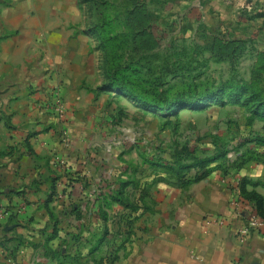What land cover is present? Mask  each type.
I'll list each match as a JSON object with an SVG mask.
<instances>
[{
    "label": "crops",
    "instance_id": "1",
    "mask_svg": "<svg viewBox=\"0 0 264 264\" xmlns=\"http://www.w3.org/2000/svg\"><path fill=\"white\" fill-rule=\"evenodd\" d=\"M219 1H211L214 7L204 0L189 4L193 13L202 8L207 30L206 21H216L220 31L218 22L233 19ZM249 5L262 6L264 0H248ZM84 26L78 0H0V264H11L9 257L16 264L51 261L46 253L59 239L47 241L56 222L47 203L63 236L76 231L81 239L93 235L98 242L103 222L97 194L118 187L119 177L145 186L143 167L131 165L124 138L115 140L119 151L113 152L112 166L90 149L92 139L99 141L103 103L97 95L98 55ZM110 146L104 150L110 152ZM238 177L216 171L186 187L156 182L144 189L148 209L139 211L127 241L122 235L115 263L264 264V224L240 232L255 212L250 204L235 203ZM80 178L90 184L84 186ZM141 190L127 186L136 199ZM256 190L264 194L262 186ZM74 202L81 204L80 220L68 212ZM217 216L223 223L214 220ZM113 222H104L110 232ZM86 247H79L82 256L93 246Z\"/></svg>",
    "mask_w": 264,
    "mask_h": 264
},
{
    "label": "rangeland",
    "instance_id": "2",
    "mask_svg": "<svg viewBox=\"0 0 264 264\" xmlns=\"http://www.w3.org/2000/svg\"><path fill=\"white\" fill-rule=\"evenodd\" d=\"M84 1L78 0V4L83 5L84 28H88L92 23L88 15L90 6ZM110 1L117 6L114 7L117 13L111 9L113 34L110 37L116 38L114 44H110L118 45V53L125 60L142 57L146 68L154 69L156 75H165L171 83L195 79L196 82L212 83L213 90L224 88L230 82L246 83L264 91V16L257 15L264 12V5L251 7L248 6V0H220L218 6L233 19L227 18L226 23L218 22L223 29L217 31L216 21H206L210 26L208 30L205 28L206 19L203 17L206 14L202 13L201 7L195 9L194 13L189 10V4L200 0ZM204 1L206 5L211 3L214 7V0ZM209 16L212 19L215 17L213 14ZM194 18L203 21V24L193 23ZM91 38L98 55L100 87L105 83L103 64L111 48L106 49L108 45L102 38ZM97 95L103 103L98 113L99 141L92 139L90 149L96 151L99 157H105L106 164L112 166L115 158L113 152L119 151L114 150L117 144L115 140L117 137L124 138L130 148L128 159L133 160V167H143L141 176L144 181H175L178 171L175 164L177 151L189 150L195 157L203 158L214 155L218 149H225L228 157L234 158L245 137L250 140L264 135V118L254 115L252 106L232 103L228 98L223 99L225 104L216 98L204 102L206 106L203 108L184 107L171 113L168 112L169 108L155 112L116 91L99 90ZM107 145H111L112 152L104 150ZM245 147L260 148L255 140L247 142ZM142 155L149 159L147 163H143ZM195 161L196 158L182 160L183 163L192 164ZM216 163L227 168L231 166L223 158L211 165ZM199 171L196 166L183 171L182 176L193 178ZM241 172L239 176L264 180V164L252 161ZM111 226L114 233L122 231L120 221L113 222ZM65 237L68 242L58 240V245L71 251H79L84 245H87L84 250L87 251L90 245L97 243L93 241V235L78 243L70 235ZM120 240L121 235L118 238ZM51 245H48L49 248ZM98 258L99 254L83 252V256L76 260L57 256L51 261L46 260L45 264H97L95 259Z\"/></svg>",
    "mask_w": 264,
    "mask_h": 264
},
{
    "label": "trees",
    "instance_id": "3",
    "mask_svg": "<svg viewBox=\"0 0 264 264\" xmlns=\"http://www.w3.org/2000/svg\"><path fill=\"white\" fill-rule=\"evenodd\" d=\"M85 4H89V18L92 23L88 28H84L83 32L91 37H99L105 41L111 52L105 57L102 74L105 83L98 87V91H116L120 95L128 96L133 100L137 101L138 104L143 107H148L152 110L159 111L169 108L168 112H178L184 107L188 108H203L206 106L204 102L213 101L216 98H220V102L225 104L224 98L232 103H242L243 105L252 106V112L256 116L264 118V91L261 88L251 87L250 85L243 83H228L224 88H217L213 90L212 83L207 81L196 82L195 79H191L190 82L177 83L167 80L165 75H156L154 69L146 68L142 63V57L137 59L125 60L124 57L118 53V45L114 44L115 38L110 37L113 33L111 31L112 19L111 9L117 7L114 2L110 0H86ZM90 2L91 5H90ZM81 4V3H80ZM83 5H80L83 10ZM114 13H117V9H114ZM113 44H110V43ZM255 140L260 148L245 147L247 142ZM245 147L244 150L241 148ZM264 135H259L250 140L245 137L240 148L236 150V156L234 158L228 157V151L225 149H218L217 153L211 156L203 158L195 157L192 151L186 150L185 152H176V166H178L177 176L175 181L168 182L169 184L186 187L189 184L206 178L213 172H220L225 177L235 176L241 172V170L250 162L254 161L257 163L264 164ZM143 163H147L149 160L147 157L142 155ZM192 158L196 163H183L182 160ZM224 159L225 162L231 163V166L223 167L219 163L211 165L217 162L218 159ZM198 166L199 172L193 178H187L182 176V172L185 170H191ZM230 168V169H229ZM74 180V179H70ZM80 181H84V186L90 183L80 178ZM158 182L157 179L151 181H145V186L141 187L138 181L133 180H122L121 177L117 179L115 183L119 186L112 188L109 191H101L97 194L96 203L98 208V215L102 219V235L98 237V242L94 245L88 254L94 255L99 254V258L95 259L97 264H103L104 261L108 260L110 264H116L119 255L118 252L123 246L124 242L130 238V234L134 223L140 217L139 211L142 209L146 210L148 207L145 205L143 197L145 196L146 190L149 186ZM132 184V187L142 188L141 196L136 199L134 194L127 191V186ZM69 185V184H68ZM262 186L264 188L263 180H252L246 176H239L237 183L233 187L238 192V198L244 203L250 204L259 218L264 220V194L258 192L256 187ZM67 191V187L64 189ZM51 201L49 197L47 202ZM116 204L120 207L115 209ZM47 209L50 213L51 219L55 220L52 234L47 238V241H53L59 239L60 241L68 242L65 235H71V239L75 242L81 240L79 232L72 231L66 232L63 236L58 228V218L54 212L48 206ZM111 211V213H110ZM70 214L75 216V219L80 220L83 218V210L81 204L74 202L70 205ZM114 222L120 221L121 226L124 227L121 232H110L109 227L106 225L109 220ZM106 224H105V223ZM127 234L125 241L123 239L118 243L119 236ZM108 234V235H107ZM74 242V243H75ZM108 247L105 251V247ZM51 259L61 257L63 259L76 260L82 256L81 252H72L66 247L58 245L56 249L49 248L46 253Z\"/></svg>",
    "mask_w": 264,
    "mask_h": 264
},
{
    "label": "built area",
    "instance_id": "4",
    "mask_svg": "<svg viewBox=\"0 0 264 264\" xmlns=\"http://www.w3.org/2000/svg\"><path fill=\"white\" fill-rule=\"evenodd\" d=\"M57 110H58V112H59L60 114H63V113H64V105H63L62 101H60V100H58ZM237 193H238V192H237ZM235 203L238 204V205H239V203H242V204L248 205L247 203H244L243 201H241V200L238 198V196H237V202H235ZM252 208H253V207H252ZM253 209H254V208H253ZM254 212H255L254 215H253V213L250 214V221H249V223H248L246 226H244V227L241 228L240 232H241L242 234H247V233L249 232V230H250V227H259V226H262V225L264 224V221H263L261 218H259V217L257 216L255 210H254ZM214 220H216V222H220V223H223V221H224L223 218L218 217V216H217V217H214ZM8 260H9V262H10L11 264H16L14 258L9 257Z\"/></svg>",
    "mask_w": 264,
    "mask_h": 264
},
{
    "label": "water",
    "instance_id": "5",
    "mask_svg": "<svg viewBox=\"0 0 264 264\" xmlns=\"http://www.w3.org/2000/svg\"><path fill=\"white\" fill-rule=\"evenodd\" d=\"M10 228H12V227H11V226H7V227H6V230H9Z\"/></svg>",
    "mask_w": 264,
    "mask_h": 264
}]
</instances>
